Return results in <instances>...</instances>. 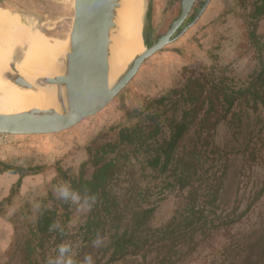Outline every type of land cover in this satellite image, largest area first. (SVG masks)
<instances>
[{
	"label": "trees",
	"instance_id": "16d2710c",
	"mask_svg": "<svg viewBox=\"0 0 264 264\" xmlns=\"http://www.w3.org/2000/svg\"><path fill=\"white\" fill-rule=\"evenodd\" d=\"M237 1L247 24L241 47L252 52L245 80L185 67V80L144 106L134 122L96 136L78 172L62 168L58 160L56 185L13 219L6 264L47 263L69 253L78 240L68 264H181L202 241L239 221L246 212L237 214L239 186L231 211L223 194L231 153L240 157L241 168L264 158V33L258 31L264 0ZM221 124L232 134L229 150L215 142ZM28 169L0 165V173L21 178L40 171ZM70 193L86 207L76 233L69 224L77 206ZM172 193L179 198L173 215L155 226L159 203ZM263 194L264 178L253 201ZM12 196L0 200V215ZM260 241L262 252L255 260L230 264H264V234Z\"/></svg>",
	"mask_w": 264,
	"mask_h": 264
},
{
	"label": "rangeland",
	"instance_id": "374dc122",
	"mask_svg": "<svg viewBox=\"0 0 264 264\" xmlns=\"http://www.w3.org/2000/svg\"><path fill=\"white\" fill-rule=\"evenodd\" d=\"M146 1L149 12L144 28V41L146 48H149L160 34L170 28L172 20L178 14L180 0ZM204 1L197 0L182 26L189 25L194 20ZM74 4L75 0H0L1 7L18 14L24 24L51 39L68 37L74 19ZM244 14L245 11L237 0H211L200 18L180 38L143 62L130 83L99 114L57 134L0 135L2 167L11 164L15 168L40 169L36 174L27 175L29 177L25 181L24 177L27 176L13 182L4 197L2 195L6 193L10 182L0 181V200L13 194L11 204L0 215V264L8 261V250L14 237L13 219L21 208L28 204H38L56 185L54 181L58 174V160V165L62 168L78 172L81 164L88 158L87 145L96 136L134 122L144 106L153 99L170 93L185 80V67L190 69L187 72H207L213 77L225 72L239 83L245 80L252 68V52L241 47L247 26ZM258 31L264 33V21L259 23ZM70 135L74 138L66 143L65 139ZM215 142L228 150L232 146V134L226 124L217 128ZM239 158L232 153L230 155L232 161L223 201L225 209L231 211L239 186L242 201L237 214L246 212L235 224L202 241L195 253L181 264L240 263L253 261L262 252L260 239L264 234V194L256 201L253 199L263 184L264 158L259 164H253L251 160L244 168H241ZM91 172L92 168L88 166L87 176ZM70 197L77 204L69 223L72 232L76 233L86 207L80 205L79 199L71 193ZM178 199L172 193L159 203L153 219L155 226L161 225L173 215ZM78 244L79 240L69 253L57 254L50 262L43 264H68L76 256Z\"/></svg>",
	"mask_w": 264,
	"mask_h": 264
},
{
	"label": "water",
	"instance_id": "95a60500",
	"mask_svg": "<svg viewBox=\"0 0 264 264\" xmlns=\"http://www.w3.org/2000/svg\"><path fill=\"white\" fill-rule=\"evenodd\" d=\"M211 0H205L194 20L182 26L197 0H180L170 28L154 44L134 58L127 72L110 89L99 92L109 67L111 30L115 27L116 0H75L74 19L67 38L65 72L46 78V85L57 88L58 108H33L16 114L0 115V135H45L69 130L103 111L126 87L143 62L180 38L202 15ZM178 29H180L178 31Z\"/></svg>",
	"mask_w": 264,
	"mask_h": 264
},
{
	"label": "bare ground",
	"instance_id": "6f19581e",
	"mask_svg": "<svg viewBox=\"0 0 264 264\" xmlns=\"http://www.w3.org/2000/svg\"><path fill=\"white\" fill-rule=\"evenodd\" d=\"M116 1L109 67L105 80L98 81L100 93L112 88L127 72L131 61L147 49V1ZM68 52L67 40L42 35L24 24L18 14L0 6V115L58 108L57 88L43 81L65 72Z\"/></svg>",
	"mask_w": 264,
	"mask_h": 264
},
{
	"label": "crops",
	"instance_id": "0c3cea01",
	"mask_svg": "<svg viewBox=\"0 0 264 264\" xmlns=\"http://www.w3.org/2000/svg\"><path fill=\"white\" fill-rule=\"evenodd\" d=\"M28 177L29 176H27V177H24V181L26 180V179H28ZM18 179H20V176H19V174H15V173H0V181H5V180H7V182H10L8 185V187H7V190H6V193H4L2 196L4 197V196H6L7 195V193L9 192V189H10V186H11V184L13 183V182H15V181H17ZM26 183V182H25Z\"/></svg>",
	"mask_w": 264,
	"mask_h": 264
},
{
	"label": "clouds",
	"instance_id": "9594fccd",
	"mask_svg": "<svg viewBox=\"0 0 264 264\" xmlns=\"http://www.w3.org/2000/svg\"><path fill=\"white\" fill-rule=\"evenodd\" d=\"M64 195H67V192H66V190L64 191ZM64 251H66V249H64V248H61V252H64Z\"/></svg>",
	"mask_w": 264,
	"mask_h": 264
}]
</instances>
